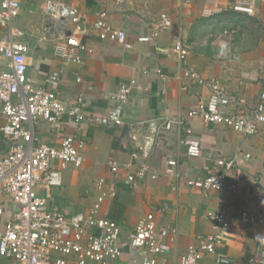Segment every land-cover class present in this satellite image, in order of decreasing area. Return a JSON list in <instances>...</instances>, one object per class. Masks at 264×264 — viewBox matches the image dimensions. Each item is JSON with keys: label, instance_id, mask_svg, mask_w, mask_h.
Listing matches in <instances>:
<instances>
[{"label": "crops", "instance_id": "obj_1", "mask_svg": "<svg viewBox=\"0 0 264 264\" xmlns=\"http://www.w3.org/2000/svg\"><path fill=\"white\" fill-rule=\"evenodd\" d=\"M53 1L80 10L87 33L79 38L86 49L80 53L79 64L56 57L54 46L62 39L58 33L44 34L42 9L46 0H21L20 13L11 26L25 33L21 41L28 49L27 76L34 86L43 87L50 73H59V96L69 105L83 98V109L89 117L107 115L110 93L120 84L133 78L136 85L124 108L122 127L89 121L74 124L69 120L61 124H34V138L49 146H58L65 137L82 142V167L62 171L60 186L51 188V204L72 215L85 212L103 198L102 216L117 222L124 236L147 213L165 206L166 212L155 214V218L160 225L176 226L177 230L166 254L159 258L163 264H176L188 246L212 233L206 214L222 209L227 210L231 229L217 251L227 254L230 264H247L254 252L264 251V224L254 233L238 216L240 211H248L264 219V125L257 134L244 137L223 125H207L199 117L187 119L188 110L206 100L209 91L188 81L187 89H182L184 82L178 80L182 67L172 52L178 42L191 44L186 67L204 79L221 80L246 107L255 106L264 91V4L258 2L255 14L247 16L230 9L233 0ZM207 7L212 11L222 7L225 11L205 17L203 10ZM101 11L107 12L113 28L125 31L130 49L95 32L93 23ZM162 13L170 16L171 28L149 42H139V38L150 36ZM230 29L235 33L223 37L219 45L209 36L213 31ZM6 37L7 30L0 28V40ZM228 41L231 52L225 55V48L220 46ZM169 121L174 123L165 129ZM4 123L0 118V126ZM185 129L200 142L198 158L186 156ZM9 146L0 134V158L7 154ZM144 151L147 157L142 156ZM133 152H138L139 164L158 172L157 179L147 177L126 183V176L134 174L137 165L112 173L110 162L125 163ZM169 158L178 162L180 181L163 173ZM219 160L235 162L227 172L229 181L237 186L235 193L203 192L185 185L186 178L202 179L222 173L223 168L217 165ZM99 180L103 181L100 190ZM112 184L115 196L111 198ZM256 235L259 241L254 242ZM133 260L134 255L125 248L117 264H131ZM203 264L217 263L215 257L208 256Z\"/></svg>", "mask_w": 264, "mask_h": 264}, {"label": "built area", "instance_id": "obj_2", "mask_svg": "<svg viewBox=\"0 0 264 264\" xmlns=\"http://www.w3.org/2000/svg\"><path fill=\"white\" fill-rule=\"evenodd\" d=\"M20 1L0 0V28L7 30V37L0 40V118L5 122L0 126V134L10 143L7 154L0 158V264H117L125 248L134 255L131 264H163L159 258L166 254L177 230L176 226L164 227L157 222L155 214L163 215L165 206H158L147 213L124 236L117 222L102 216L103 198H99L85 212L72 215H66L51 204V188L60 186L62 171L69 167H82V142L74 137H65L58 146H49L34 138V124L38 121L61 124L69 120L74 124L89 121L96 125L122 127L123 111L136 80L131 78L110 93L108 99L111 105L107 115L89 117L83 109V98L69 105L59 96V73H50L43 87L34 86L27 76L28 49L21 41L25 33L11 26L13 19L20 13ZM258 2L264 4V0H233L230 9L253 16ZM224 11L222 7H216L214 11L207 7L203 15L209 17L215 12ZM42 12L44 34L58 33L62 39L54 46L55 56L65 62L81 63L80 53L86 46L79 37L86 34L87 29L80 10L63 2L46 0ZM171 26L170 16L162 13L150 36L141 37L138 41L149 42L150 38L157 37ZM93 28L104 39L122 44L126 49L132 47L127 42L125 31L113 28L105 11L97 13ZM233 33L235 31L232 29L213 31L209 36L219 45L223 37H231ZM229 45L228 41L220 46L225 48V55L231 52ZM191 50V44L182 42L172 48L182 67L178 80L184 82V90L188 82H194L205 86L209 95L206 100L188 110L186 118L199 117L207 125H223L244 137L257 134L264 125V91L260 94L258 104L246 107L243 100L230 94L221 80L204 79L186 67V58ZM173 123L167 122L165 129H169ZM176 123L183 125L182 122ZM185 132L186 156L200 157L199 140L189 136L187 129ZM142 156L147 157L148 153L144 151ZM138 159V152H133L125 163L113 161L109 166L112 173L117 174L121 169L130 170L137 165L136 172L126 176L128 184L147 177L157 179L158 172L146 164H139ZM234 163L233 160H219L217 165L223 168L222 173L210 174L202 179L186 178L183 181L192 190L227 191L233 194L237 186L229 181L227 172L234 167ZM163 173L175 181L182 178L174 158L167 160ZM102 185L103 181L99 180V190ZM114 188L112 184L109 190L111 198L115 196ZM238 216L242 224L254 229V233L258 226L264 224L262 216L248 211H240ZM206 218L211 222L212 233L188 246L176 264H203L208 256L215 257L217 264L231 263L227 254L217 251L224 245L231 229L227 210L209 212ZM253 240L259 241V237L254 236ZM247 264H264V251L254 252Z\"/></svg>", "mask_w": 264, "mask_h": 264}]
</instances>
